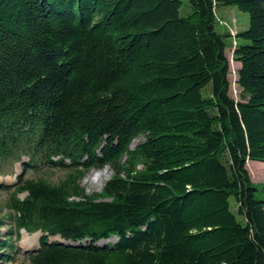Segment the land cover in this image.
<instances>
[{
    "label": "trees",
    "instance_id": "1",
    "mask_svg": "<svg viewBox=\"0 0 264 264\" xmlns=\"http://www.w3.org/2000/svg\"><path fill=\"white\" fill-rule=\"evenodd\" d=\"M189 1L183 16L181 0H0V174L23 156L68 170L12 194L17 231L48 234L29 264H264V188L248 169L264 163V0ZM223 7L250 16L239 98ZM107 166L89 196L81 181ZM13 248L0 237V259Z\"/></svg>",
    "mask_w": 264,
    "mask_h": 264
},
{
    "label": "rangeland",
    "instance_id": "2",
    "mask_svg": "<svg viewBox=\"0 0 264 264\" xmlns=\"http://www.w3.org/2000/svg\"><path fill=\"white\" fill-rule=\"evenodd\" d=\"M182 1V8L181 14L183 16H188L192 12V7L190 5L189 0H181ZM218 18L219 23L217 25V29L220 32H226L231 35V37H226L225 41L228 45L227 55L231 63V74L230 80L232 84L231 93L235 98H239L241 89L238 85V78H239V70L241 65L235 61L234 59V51L237 44H242L243 41L241 39H236V34L240 33L241 31H246L250 27V16L248 13H245L239 10L237 7H223L218 11ZM144 138L137 139L133 143V148L140 142L143 141ZM21 165L16 166V172L20 174L23 169ZM248 169L251 173L252 180L259 184L261 188H264V163L261 162H249ZM103 173V179L101 181L94 182L93 179L97 173ZM66 175V171L59 168H42L39 171L31 170L28 173V178H39L44 177L48 181L51 182H59L62 180ZM114 172L111 170L110 167H105L104 169H92L89 171L83 180L81 181L82 187L85 189L86 193L89 196H100L103 194L104 187L106 183L113 177ZM17 179L14 176H7L1 177L0 176V220H3L2 225L0 226V237L2 240L7 238L9 231L11 229L15 230L13 220L9 219V216L12 212L10 203H11V196L12 191L5 189V185H14L16 184ZM15 191V190H14ZM25 194H20V197L24 198ZM98 201L105 200L106 198L97 197ZM26 233V232H24ZM27 234V233H26ZM35 235H28L22 233V237L24 236V243L23 238L20 242H17V246L19 250L23 251V248H26L25 245L31 244V248L34 246L39 245V237ZM37 237V238H36ZM58 240L59 238H55ZM54 239V240H55ZM118 240L117 236H113L108 240L101 241L99 244L102 246L105 244L113 245ZM33 241V243H32ZM24 244V246H23ZM27 250V249H25ZM0 264H29L27 257L25 254L19 253L16 255L15 262H8L3 261L0 259Z\"/></svg>",
    "mask_w": 264,
    "mask_h": 264
},
{
    "label": "bare ground",
    "instance_id": "3",
    "mask_svg": "<svg viewBox=\"0 0 264 264\" xmlns=\"http://www.w3.org/2000/svg\"><path fill=\"white\" fill-rule=\"evenodd\" d=\"M103 179V173H97L93 179L94 182H97V181H101ZM38 234V233H37ZM25 235L27 236V234L25 233ZM25 249H30L31 248V244H27L25 245Z\"/></svg>",
    "mask_w": 264,
    "mask_h": 264
}]
</instances>
